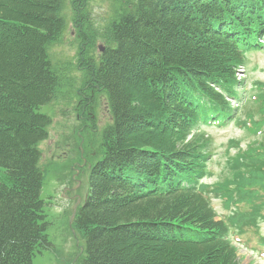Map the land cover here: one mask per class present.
I'll return each mask as SVG.
<instances>
[{
    "label": "trees",
    "instance_id": "16d2710c",
    "mask_svg": "<svg viewBox=\"0 0 264 264\" xmlns=\"http://www.w3.org/2000/svg\"><path fill=\"white\" fill-rule=\"evenodd\" d=\"M62 1L0 0V264H32L49 245L37 145L58 83L46 45ZM121 8L93 68L112 122L72 224L78 264H240L202 189L209 154L196 132L237 115L229 100L241 104L245 51L263 47L264 0Z\"/></svg>",
    "mask_w": 264,
    "mask_h": 264
},
{
    "label": "rangeland",
    "instance_id": "374dc122",
    "mask_svg": "<svg viewBox=\"0 0 264 264\" xmlns=\"http://www.w3.org/2000/svg\"><path fill=\"white\" fill-rule=\"evenodd\" d=\"M129 0H63L60 32L46 45V53L57 76L51 101L39 108L50 118L47 136L37 148L43 173L45 234L49 246L36 253L32 264H78L82 238L75 230L74 198L81 206L88 193V176L101 158L102 132L112 122L106 94L96 97L91 124L82 114L83 84L77 69L82 44L90 40L91 52L110 45L112 24ZM88 48V44H83ZM238 68L241 104L237 115L224 126L203 127L196 136L209 154L207 174L201 181L217 220L229 227L240 264H264V49L245 51ZM79 92V93H78ZM80 104H83L80 102ZM4 171L0 168V178ZM72 186V187H71ZM71 188L70 190H65ZM73 213V214H72ZM72 221L70 223V218Z\"/></svg>",
    "mask_w": 264,
    "mask_h": 264
},
{
    "label": "flooded vegetation",
    "instance_id": "af4514ba",
    "mask_svg": "<svg viewBox=\"0 0 264 264\" xmlns=\"http://www.w3.org/2000/svg\"><path fill=\"white\" fill-rule=\"evenodd\" d=\"M88 44L87 51H85L83 44ZM81 48H82V53H79L78 55V64H77V69L82 73L81 74V81L83 84V90L80 95V102L83 104L78 103L81 105V112L82 114L86 113L83 116H87V120L89 121V124L92 123L94 119V115L92 114V107L94 106V102L96 101V97L99 93H101V88L99 85L96 83V80L93 78V68L94 64L96 63V57L97 55H94V51L91 52V48L93 46L92 43H90V40H85V43H83ZM104 51V48L100 51L102 53ZM72 187V186H71ZM71 188H66L65 190H70ZM74 198V206L80 201V196L78 194L73 196ZM73 206V207H74Z\"/></svg>",
    "mask_w": 264,
    "mask_h": 264
},
{
    "label": "water",
    "instance_id": "95a60500",
    "mask_svg": "<svg viewBox=\"0 0 264 264\" xmlns=\"http://www.w3.org/2000/svg\"><path fill=\"white\" fill-rule=\"evenodd\" d=\"M81 250H82V248H81Z\"/></svg>",
    "mask_w": 264,
    "mask_h": 264
}]
</instances>
